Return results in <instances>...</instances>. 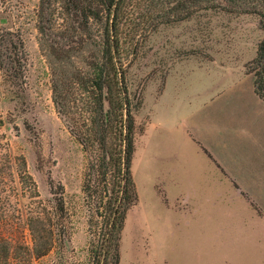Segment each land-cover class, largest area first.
I'll use <instances>...</instances> for the list:
<instances>
[{"label":"rangeland","instance_id":"obj_1","mask_svg":"<svg viewBox=\"0 0 264 264\" xmlns=\"http://www.w3.org/2000/svg\"><path fill=\"white\" fill-rule=\"evenodd\" d=\"M38 3L0 0V39L13 31L22 40L24 59L21 75L14 81L0 70V170L7 176L9 192L19 193L16 206L24 220L31 198L18 181L17 162L22 157L38 198L55 223L51 250L31 264H91L97 204L88 201L83 188L86 153L51 100L49 66L37 40ZM225 8L160 23L128 46L125 82L134 118L130 172L135 195L120 232L119 264H174L181 254L180 240L205 234L176 200L174 166L180 142L187 141L189 115L201 108L196 93L210 86L211 79L252 77L245 65L256 57L264 40L258 15ZM94 181L105 188L102 176ZM59 184L63 186L61 214L55 194ZM22 226L17 234L31 244Z\"/></svg>","mask_w":264,"mask_h":264},{"label":"trees","instance_id":"obj_2","mask_svg":"<svg viewBox=\"0 0 264 264\" xmlns=\"http://www.w3.org/2000/svg\"><path fill=\"white\" fill-rule=\"evenodd\" d=\"M228 6L258 15L264 29V0H39L37 40L49 66L51 100L86 153L83 188L88 201L97 204L99 220L90 239L91 264H119L120 232L135 195L130 172L134 118L125 82L128 46L160 23ZM23 60L21 38L6 31L0 39V70L14 81L21 75ZM245 67L264 103V40ZM17 175L31 203L23 220L16 206L19 193L15 189L9 192L7 176L0 170V264H31L33 258L47 254L55 240L54 220L38 198L22 157L18 158ZM97 176L103 177L104 189L94 181ZM59 188L55 194L61 214L63 186L59 184ZM22 223L31 244L17 234Z\"/></svg>","mask_w":264,"mask_h":264},{"label":"crops","instance_id":"obj_3","mask_svg":"<svg viewBox=\"0 0 264 264\" xmlns=\"http://www.w3.org/2000/svg\"><path fill=\"white\" fill-rule=\"evenodd\" d=\"M210 83L174 166L179 208L205 234L180 240L174 264H264V103L247 74Z\"/></svg>","mask_w":264,"mask_h":264}]
</instances>
